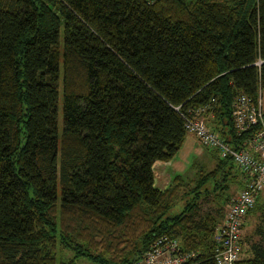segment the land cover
Instances as JSON below:
<instances>
[{"label": "trees", "instance_id": "trees-1", "mask_svg": "<svg viewBox=\"0 0 264 264\" xmlns=\"http://www.w3.org/2000/svg\"><path fill=\"white\" fill-rule=\"evenodd\" d=\"M262 91L264 0H0V264H133L162 236L216 264L247 175L210 147L215 169L191 181L159 189L154 166L179 154L186 117L240 149L233 102ZM260 222L238 264H264Z\"/></svg>", "mask_w": 264, "mask_h": 264}, {"label": "built area", "instance_id": "built-area-1", "mask_svg": "<svg viewBox=\"0 0 264 264\" xmlns=\"http://www.w3.org/2000/svg\"><path fill=\"white\" fill-rule=\"evenodd\" d=\"M146 1L155 3L159 0ZM232 109L237 133L240 136L251 134L240 149L213 132L203 118L186 117L188 134L194 135L199 145L217 149L222 158H233L248 177L246 188L232 200L226 221L216 228V264H238L241 261L246 219L264 192V108L261 93L257 105L246 95L237 96ZM181 248L178 239L162 236L155 239L133 264H190L195 253L182 252Z\"/></svg>", "mask_w": 264, "mask_h": 264}, {"label": "crops", "instance_id": "crops-1", "mask_svg": "<svg viewBox=\"0 0 264 264\" xmlns=\"http://www.w3.org/2000/svg\"><path fill=\"white\" fill-rule=\"evenodd\" d=\"M208 118H210L209 119L210 121L212 119V116ZM182 152H183V156L181 157ZM209 154H210L209 149L199 145L194 135L191 134L187 135L183 147L181 148L179 154L173 161L171 162L159 161L155 163L154 166L155 186L159 189H167L171 185L173 178L177 175H181L186 179H195L197 173L196 172L193 173L192 171L188 172L189 170L188 164L190 163V160L193 155L200 156V158L202 157L203 159H206L207 163L211 167H213L211 169H215L218 162L217 156L216 155L210 156ZM193 165L194 163L192 164V167ZM185 173L187 174L183 175ZM235 179H236L235 181H232L233 184H232L231 192L233 191V193H235L238 197L240 193L243 191V189L246 187L248 182V177L242 175L240 176V178H235ZM235 198L236 197L232 198V200ZM259 199L261 205L259 206L258 210L250 214L246 219V224L243 231V240H242V250H241L242 259L248 258L250 256V253L248 252L247 249V244L245 243V239L248 236L246 227L247 225H249L251 218L255 217L257 219L259 216L261 217V212L262 211L264 212V192L261 193ZM243 252L244 254H246L245 256H242Z\"/></svg>", "mask_w": 264, "mask_h": 264}, {"label": "rangeland", "instance_id": "rangeland-1", "mask_svg": "<svg viewBox=\"0 0 264 264\" xmlns=\"http://www.w3.org/2000/svg\"><path fill=\"white\" fill-rule=\"evenodd\" d=\"M261 96H262V104H263V108H264V91H262L261 92ZM61 101H62V92H61ZM61 127H62V118H61ZM190 135V134H189ZM200 147V146H199ZM210 156H211V154H209ZM183 156V152H182V154H181V157ZM204 157V156H203ZM206 157V156H205ZM207 158H209V157H207ZM195 164V165H193V167H192V164ZM205 165V166H204ZM196 166V167H195ZM204 166V169H210V170H212L211 168H213V167H211L208 163H207V161H206V159H203L202 157L200 158V156H196V155H193L192 156V158H191V160H190V163L188 164V172H190V171H192L193 173L194 172H197L198 171V169L200 170V168L201 167H203ZM207 167V168H206ZM187 173H185V174H183V175H186ZM190 181L191 180H193V179H189ZM232 193V195H231V197L232 198H234V197H237V195L235 194V193H233V191L231 192ZM213 199H214V197H213ZM231 204H232V200H231V203H230V205H228V206H226L223 210H222V213H220L219 214V216L221 217V215H222V221H221V223L219 224V225H221V224H223L225 221H226V218H227V216H228V212H229V210H230V207H231ZM202 210H203V212H215V208H216V204H215V202H203L202 203ZM218 207V206H217ZM263 214H264V212L262 211L261 212V217L259 216L257 219L255 218V217H253V218H251V220H250V222H249V225H247V227H246V230H247V234H248V236H250V235H252L253 233H254V231H255V229L259 226V225H261V222H260V219L262 220L263 219ZM216 215H217V213H216ZM257 240H259V238H256ZM246 243V242H245ZM247 251V250H246ZM246 254H244V252H243V254H242V256H245ZM57 257H58V259H59V261L61 260V259H68V258H72L73 257V253L72 252H69V251H62V250H60L59 249V251H58V253H57ZM241 259H242V257H241ZM78 264H96V263H94V262H92V261H90L89 259H87V258H83V259H79L78 261Z\"/></svg>", "mask_w": 264, "mask_h": 264}]
</instances>
